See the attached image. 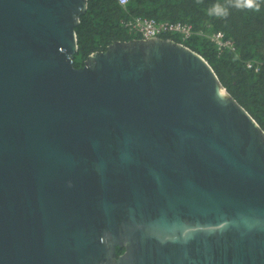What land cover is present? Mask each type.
<instances>
[{
    "label": "water",
    "instance_id": "1",
    "mask_svg": "<svg viewBox=\"0 0 264 264\" xmlns=\"http://www.w3.org/2000/svg\"><path fill=\"white\" fill-rule=\"evenodd\" d=\"M86 8L0 0V264H264V131L180 43L75 68Z\"/></svg>",
    "mask_w": 264,
    "mask_h": 264
},
{
    "label": "trees",
    "instance_id": "2",
    "mask_svg": "<svg viewBox=\"0 0 264 264\" xmlns=\"http://www.w3.org/2000/svg\"><path fill=\"white\" fill-rule=\"evenodd\" d=\"M217 2L223 4L225 0H128L123 9L116 0H87L86 11L75 27L77 52L73 66L81 68L88 55L104 51L112 42L139 39L121 25V20L130 17L188 23L197 31H220L233 42L234 52L218 53L211 42L197 36L184 45L210 65L229 95L264 131V0H260L259 12L231 8L226 18L207 14V8ZM162 39L181 43L175 35ZM246 61L260 62V70L255 73L247 69ZM122 251L116 249V254Z\"/></svg>",
    "mask_w": 264,
    "mask_h": 264
},
{
    "label": "built area",
    "instance_id": "3",
    "mask_svg": "<svg viewBox=\"0 0 264 264\" xmlns=\"http://www.w3.org/2000/svg\"><path fill=\"white\" fill-rule=\"evenodd\" d=\"M116 2L119 6L125 9L128 0H116ZM121 25L128 31L129 34H133L144 40L162 38L166 35H175L181 40L180 44L184 45V42L194 36H197L211 42L215 46L218 53H221L224 50L231 52L235 51L233 42L226 39L222 32L197 31L191 24L188 23L155 21L154 19L143 17H130L128 19L121 20ZM244 65L247 69H251L253 72L257 73L260 70L261 63L256 61H246Z\"/></svg>",
    "mask_w": 264,
    "mask_h": 264
},
{
    "label": "clouds",
    "instance_id": "4",
    "mask_svg": "<svg viewBox=\"0 0 264 264\" xmlns=\"http://www.w3.org/2000/svg\"><path fill=\"white\" fill-rule=\"evenodd\" d=\"M201 2L202 0H197V3ZM231 8L259 12L261 4L260 0H225L223 4L217 2L210 5L207 8V14L215 18H226ZM220 95L223 96L224 93L221 92Z\"/></svg>",
    "mask_w": 264,
    "mask_h": 264
},
{
    "label": "flooded vegetation",
    "instance_id": "5",
    "mask_svg": "<svg viewBox=\"0 0 264 264\" xmlns=\"http://www.w3.org/2000/svg\"><path fill=\"white\" fill-rule=\"evenodd\" d=\"M117 249H118V248H117ZM122 252H123V251H122ZM122 252H121V253H122ZM121 253H120V254H121ZM116 255H117V254H116ZM118 255H119V254H118Z\"/></svg>",
    "mask_w": 264,
    "mask_h": 264
}]
</instances>
